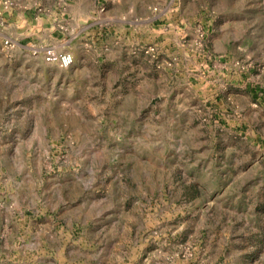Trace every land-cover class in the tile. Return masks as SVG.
Listing matches in <instances>:
<instances>
[{"label":"rangeland","instance_id":"obj_1","mask_svg":"<svg viewBox=\"0 0 264 264\" xmlns=\"http://www.w3.org/2000/svg\"><path fill=\"white\" fill-rule=\"evenodd\" d=\"M0 264H264V0H0Z\"/></svg>","mask_w":264,"mask_h":264},{"label":"built area","instance_id":"obj_2","mask_svg":"<svg viewBox=\"0 0 264 264\" xmlns=\"http://www.w3.org/2000/svg\"><path fill=\"white\" fill-rule=\"evenodd\" d=\"M48 58L50 60H54L57 63L61 64L63 67H70L71 65L74 64V57L72 54L69 53H55V52H50L48 53Z\"/></svg>","mask_w":264,"mask_h":264}]
</instances>
